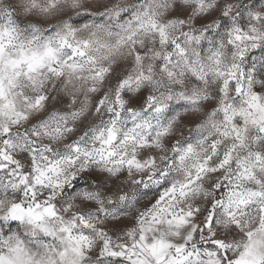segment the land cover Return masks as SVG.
<instances>
[{
    "label": "clouds",
    "instance_id": "obj_1",
    "mask_svg": "<svg viewBox=\"0 0 264 264\" xmlns=\"http://www.w3.org/2000/svg\"><path fill=\"white\" fill-rule=\"evenodd\" d=\"M0 37V254L264 253V0H0Z\"/></svg>",
    "mask_w": 264,
    "mask_h": 264
},
{
    "label": "snow or ice",
    "instance_id": "obj_2",
    "mask_svg": "<svg viewBox=\"0 0 264 264\" xmlns=\"http://www.w3.org/2000/svg\"><path fill=\"white\" fill-rule=\"evenodd\" d=\"M237 39H240V37H237ZM4 52V43L2 42V37H0V57L3 56ZM81 56L84 55L83 52L79 53ZM53 56V50L48 49L43 56H37L36 54H33L31 57L22 55L20 60H14L10 61V63L13 64H19L21 62H25L29 64V68L32 69L33 67L39 65L41 61L44 59V57H51ZM237 75L242 74H233L232 79L235 80ZM235 89L238 93L242 91V85L235 84ZM261 89L257 88L256 92H259ZM2 94V93H0ZM248 108L255 110L259 109L261 111H264V105L260 103V98L257 95H252L247 101H246ZM264 131V129H262ZM37 208H39V205H36ZM16 209H19L22 215H16ZM32 209H25L23 206L15 205L13 206V210L11 211L10 215L13 219L16 220H23L24 215L23 214H32ZM45 212H49L50 208H45ZM38 218V217H37ZM183 218H181L182 220ZM189 240L192 239L191 236L188 237ZM141 241H144L145 238L143 236L140 237ZM216 246L223 248L224 244L222 240L217 239L215 241ZM136 247H139L141 249H147L151 256L153 257L155 264H197L199 260V251L193 250L188 251L186 245H172L171 243L165 242L163 240H158L153 243H147L146 241L142 244H137ZM174 248V252L172 255H168L169 250H172ZM10 251H14L11 250ZM74 251H78L77 249H74ZM109 257H116L118 260L119 258H123L127 255L129 259V264H147V261L140 260V259H132L136 255L135 248L132 251H129L127 247H125L124 251H116L112 250L108 253ZM208 256H214L215 253H206ZM230 264H264V253L258 252L254 247L249 246L246 247V249L239 254V256L235 259L229 258ZM0 264H14V261L11 257H6L3 254H0ZM208 264H217L216 261H208Z\"/></svg>",
    "mask_w": 264,
    "mask_h": 264
}]
</instances>
